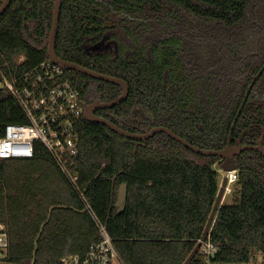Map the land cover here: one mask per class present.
I'll list each match as a JSON object with an SVG mask.
<instances>
[{"label": "trees", "instance_id": "16d2710c", "mask_svg": "<svg viewBox=\"0 0 264 264\" xmlns=\"http://www.w3.org/2000/svg\"><path fill=\"white\" fill-rule=\"evenodd\" d=\"M53 4L11 0L0 15V66L6 73L49 59ZM55 52L127 83L125 100L96 115L128 132L166 127L198 148L220 150L264 64V0H61ZM20 55L25 60L17 66ZM67 77L87 104L112 101L122 91L78 72L67 71ZM10 123L25 118L14 98L2 94L0 130ZM263 133L264 70L232 136L254 145ZM78 148L70 168L76 186L40 142L31 158L0 160L5 262L60 264L65 253L82 257L100 239L97 220L122 264H183L202 237L222 159L196 154L165 133L141 142L84 117ZM235 163L233 203L220 206L208 235L223 262L264 252V157L245 150ZM123 183L126 203L118 214ZM189 264L202 260L197 254Z\"/></svg>", "mask_w": 264, "mask_h": 264}, {"label": "built area", "instance_id": "2783aa9c", "mask_svg": "<svg viewBox=\"0 0 264 264\" xmlns=\"http://www.w3.org/2000/svg\"><path fill=\"white\" fill-rule=\"evenodd\" d=\"M4 0H0V8ZM24 56L15 59L16 65ZM67 69L50 59L41 61L25 71L6 73L0 66V99L9 95L18 104L25 123L6 124L0 130V160L33 157L35 143L40 142L69 182L76 186L77 176L71 172L72 159L79 148V125L87 102L71 84ZM226 192L237 181V172L225 173ZM100 239L92 243L82 257L65 253L60 264H112L119 260L113 240L106 226L96 220ZM9 239L4 224L0 223V262L7 264ZM219 247L209 240L201 243L197 254L202 264H264V252L252 251L243 262H223L217 259ZM120 261V260H119Z\"/></svg>", "mask_w": 264, "mask_h": 264}, {"label": "water", "instance_id": "95a60500", "mask_svg": "<svg viewBox=\"0 0 264 264\" xmlns=\"http://www.w3.org/2000/svg\"><path fill=\"white\" fill-rule=\"evenodd\" d=\"M11 3V0H4L3 6L0 8V15L3 14V12L9 7ZM60 9H61V0H54L53 4V14H52V26L51 30L49 33L48 37V47H47V55L48 58L53 61L56 64H59L66 68L68 71H74L78 72L81 74H84L86 76H89L91 78L105 81V82H110L113 84H116L121 88V94L114 100L109 101V102H101L99 100L94 101L93 103L87 104L84 108L83 116L86 120L95 122L98 124H102L115 133L119 134L120 136L133 139L136 141H141V142H146L149 138L153 137L156 133H165L170 137L171 139L181 143L184 147L189 149L190 151L200 154L203 156H217L222 159V162L220 164L221 170L226 173L229 171H234L237 170V165L235 163V156L241 154L245 150H253L258 153H260L264 157V146L262 145L263 138H264V133L262 136L257 140L255 145H245L240 142L239 139L233 138L232 136V131L236 125L237 119L242 111V108L244 104L246 103V100L248 98V95L250 93L251 87L254 84V82L259 78V76L262 74L264 70V64L262 68L258 71L256 75L252 77V80L249 84V86L246 89V92L244 94V97L242 99V102L238 108V111L235 115V118L232 122L231 129H230V134L228 137V143L225 148L220 149V150H207V149H201L198 148L192 144H190L188 141H186L184 138L178 136L175 134L172 130L166 127H154L147 133L143 134H137V133H132L128 132L126 130H123L119 128L116 124L113 122L107 120L106 118H103L101 116L96 115L97 110L101 109H108L112 108L118 104H120L122 101L125 100V98L128 95L129 88L127 83L117 77L101 74L98 72H95L93 70H90L88 68H85L83 66H80L76 63H72L69 61H65L60 59L55 52V42L57 38V30H58V24H59V16H60ZM104 40L100 42V44L103 43ZM96 48H99L97 46ZM235 141V145L232 144V141ZM228 178L227 175L225 174L221 180V183L219 185L215 200L213 202V206L211 209V212L209 214L208 220L206 222V225L203 230V234L201 239L197 242L191 253L188 255V257L185 259L183 264H189L192 259L197 255V252L199 250V247L201 246V243L205 241L209 235V231L211 226L213 225L215 216L222 205V199L226 191V186H227ZM126 196H127V185L125 183L121 184L118 188L117 196H116V201H115V207H116V213H121L125 209V203H126Z\"/></svg>", "mask_w": 264, "mask_h": 264}, {"label": "rangeland", "instance_id": "374dc122", "mask_svg": "<svg viewBox=\"0 0 264 264\" xmlns=\"http://www.w3.org/2000/svg\"><path fill=\"white\" fill-rule=\"evenodd\" d=\"M216 169L218 170V178H219V185L221 183V180L223 178V176L225 175V173L221 170L220 166H216ZM231 189H233V186H229ZM233 203V197L232 195H230V193L228 194V192H226L223 196L222 199V204H226V205H230ZM0 264H4L3 262H0ZM112 264H122L119 260H115Z\"/></svg>", "mask_w": 264, "mask_h": 264}, {"label": "flooded vegetation", "instance_id": "af4514ba", "mask_svg": "<svg viewBox=\"0 0 264 264\" xmlns=\"http://www.w3.org/2000/svg\"><path fill=\"white\" fill-rule=\"evenodd\" d=\"M94 101H96V100H94ZM94 101H93V102H94ZM93 102H92V103H93ZM97 111H98V110H97ZM97 111H96V112H97ZM96 112H95V113H96ZM236 139H237V138H236ZM256 142H257V141H256ZM255 144H256V143H255ZM255 144H254V145H255ZM234 145H235V144H234ZM262 145H263V144H262ZM225 193H226V191H225Z\"/></svg>", "mask_w": 264, "mask_h": 264}, {"label": "crops", "instance_id": "0c3cea01", "mask_svg": "<svg viewBox=\"0 0 264 264\" xmlns=\"http://www.w3.org/2000/svg\"><path fill=\"white\" fill-rule=\"evenodd\" d=\"M228 194H229V192H228Z\"/></svg>", "mask_w": 264, "mask_h": 264}]
</instances>
